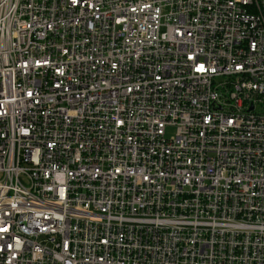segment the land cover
<instances>
[{"label": "built area", "instance_id": "obj_1", "mask_svg": "<svg viewBox=\"0 0 264 264\" xmlns=\"http://www.w3.org/2000/svg\"><path fill=\"white\" fill-rule=\"evenodd\" d=\"M0 264H264V0H0Z\"/></svg>", "mask_w": 264, "mask_h": 264}, {"label": "rangeland", "instance_id": "obj_2", "mask_svg": "<svg viewBox=\"0 0 264 264\" xmlns=\"http://www.w3.org/2000/svg\"><path fill=\"white\" fill-rule=\"evenodd\" d=\"M174 128H168L167 129V136H170V135H172L173 133H174Z\"/></svg>", "mask_w": 264, "mask_h": 264}, {"label": "snow or ice", "instance_id": "obj_3", "mask_svg": "<svg viewBox=\"0 0 264 264\" xmlns=\"http://www.w3.org/2000/svg\"><path fill=\"white\" fill-rule=\"evenodd\" d=\"M198 70H200V71H203V67L201 66V68H200V69H198Z\"/></svg>", "mask_w": 264, "mask_h": 264}]
</instances>
